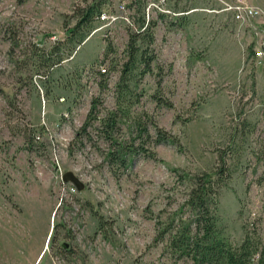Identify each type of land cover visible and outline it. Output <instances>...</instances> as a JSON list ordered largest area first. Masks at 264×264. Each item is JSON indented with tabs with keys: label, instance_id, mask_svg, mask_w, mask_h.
Returning a JSON list of instances; mask_svg holds the SVG:
<instances>
[{
	"label": "rangeland",
	"instance_id": "rangeland-1",
	"mask_svg": "<svg viewBox=\"0 0 264 264\" xmlns=\"http://www.w3.org/2000/svg\"><path fill=\"white\" fill-rule=\"evenodd\" d=\"M235 1L105 0L78 43L84 0H0L2 246L31 260L46 240L38 264H184L156 222L178 213L177 172L219 167L221 234L264 241V0H244L262 11L245 20ZM141 17L147 65L128 55Z\"/></svg>",
	"mask_w": 264,
	"mask_h": 264
},
{
	"label": "trees",
	"instance_id": "trees-1",
	"mask_svg": "<svg viewBox=\"0 0 264 264\" xmlns=\"http://www.w3.org/2000/svg\"><path fill=\"white\" fill-rule=\"evenodd\" d=\"M104 1L84 0L83 4L74 7L76 19L73 25L66 29L77 35L78 43L86 34L92 19L101 11ZM149 25L147 21L144 24L141 17L139 27L128 31V55L132 62L138 57L144 65L148 64L150 56L144 55L143 52L137 53L135 43L140 35L147 41L152 40ZM48 57H52L51 54L46 56V59H49L44 63L46 66L59 61V57L54 60ZM167 137L163 129L156 128L157 140L175 141L173 136ZM173 169L178 171L176 168ZM224 171L223 167H219L214 171L176 173L184 181L185 196L178 206V213L174 212L166 221L156 222L154 239L165 238L164 247H167L176 258H184L185 260H182L184 264H264V241L259 232L254 228L252 230L245 228L241 239L232 242L221 234L216 223L215 209L220 182L222 177L228 175V172ZM183 208L186 211L185 215L181 213ZM186 259L190 262L188 263Z\"/></svg>",
	"mask_w": 264,
	"mask_h": 264
},
{
	"label": "built area",
	"instance_id": "built-area-1",
	"mask_svg": "<svg viewBox=\"0 0 264 264\" xmlns=\"http://www.w3.org/2000/svg\"><path fill=\"white\" fill-rule=\"evenodd\" d=\"M164 0H158V3H162ZM122 7V5L120 6ZM228 7L231 9L232 16L234 19L237 20H245L250 19L251 17L260 15L261 16V9L255 5L249 4L244 0H236L235 2L228 4ZM108 18V14L104 11H100L95 19H106ZM113 18V16H110ZM104 67H100L101 71H104Z\"/></svg>",
	"mask_w": 264,
	"mask_h": 264
},
{
	"label": "crops",
	"instance_id": "crops-1",
	"mask_svg": "<svg viewBox=\"0 0 264 264\" xmlns=\"http://www.w3.org/2000/svg\"><path fill=\"white\" fill-rule=\"evenodd\" d=\"M44 243L46 244V240L44 241ZM45 244L42 245V248L40 250L33 254L31 260L29 259L28 255L25 254V252H22V254L18 256V254H13L12 249L7 250V248L0 244V264H14V257L18 260V262L15 264H32L31 262H33L34 264H38V262L42 259L44 253L47 251L46 248L43 250Z\"/></svg>",
	"mask_w": 264,
	"mask_h": 264
},
{
	"label": "water",
	"instance_id": "water-1",
	"mask_svg": "<svg viewBox=\"0 0 264 264\" xmlns=\"http://www.w3.org/2000/svg\"><path fill=\"white\" fill-rule=\"evenodd\" d=\"M63 181H69L75 189H80L83 186V182L80 178L70 170H66L62 174Z\"/></svg>",
	"mask_w": 264,
	"mask_h": 264
},
{
	"label": "flooded vegetation",
	"instance_id": "flooded-vegetation-1",
	"mask_svg": "<svg viewBox=\"0 0 264 264\" xmlns=\"http://www.w3.org/2000/svg\"><path fill=\"white\" fill-rule=\"evenodd\" d=\"M63 245L65 246L66 245V242H63Z\"/></svg>",
	"mask_w": 264,
	"mask_h": 264
}]
</instances>
